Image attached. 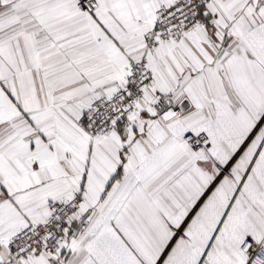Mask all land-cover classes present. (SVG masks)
Instances as JSON below:
<instances>
[{"label":"snow or ice","instance_id":"snow-or-ice-1","mask_svg":"<svg viewBox=\"0 0 264 264\" xmlns=\"http://www.w3.org/2000/svg\"><path fill=\"white\" fill-rule=\"evenodd\" d=\"M0 264H264V0H0Z\"/></svg>","mask_w":264,"mask_h":264}]
</instances>
